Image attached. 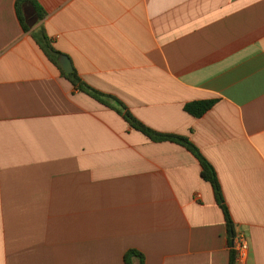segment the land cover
Returning <instances> with one entry per match:
<instances>
[{
	"label": "crops",
	"instance_id": "obj_1",
	"mask_svg": "<svg viewBox=\"0 0 264 264\" xmlns=\"http://www.w3.org/2000/svg\"><path fill=\"white\" fill-rule=\"evenodd\" d=\"M19 1L0 0V264H231L238 234L236 264H264V0H35L42 21ZM41 29L88 85L198 148L234 235L199 160L77 90Z\"/></svg>",
	"mask_w": 264,
	"mask_h": 264
},
{
	"label": "trees",
	"instance_id": "obj_2",
	"mask_svg": "<svg viewBox=\"0 0 264 264\" xmlns=\"http://www.w3.org/2000/svg\"><path fill=\"white\" fill-rule=\"evenodd\" d=\"M22 2H28L33 6L39 21H42L46 18L47 14L45 10H43V8L35 0H20L17 3V9L19 8ZM20 20L23 22L22 17H20ZM23 26L26 29V31H28V27L25 26V24ZM31 38L37 44V46L43 51V53L47 56V58L55 66L58 67V69L61 71L62 76L67 78L69 81H71L77 90L90 95L92 98L99 101L103 105L115 110L119 115H121L126 120V122L134 130L142 133L150 140L154 142H173L189 150L199 160L203 169L202 171L203 179L212 185L217 202L219 203L221 209L225 214L227 227L230 233L234 235V224L232 222L229 209L225 204L223 191L217 176V172L213 167V165L206 160V158L200 153V151L195 145H193L191 142H189L187 139L181 136L174 134L159 133L151 129L150 127L146 126L141 121H139L135 116H133L128 111L127 107L118 98L104 94L96 90L95 88L91 87L85 81L82 80V78L78 75L76 71H73V73L67 75L63 70L61 64L59 63V58L62 54L52 46L50 39L48 38V36L46 35L43 29L32 33ZM214 103H215L214 101L196 102V103L188 104L185 107V110L190 115L196 118H201L205 113H207L213 107ZM134 258H138L140 260V264H145L144 255L140 254L136 250H130L127 252L125 256L126 264H132V260ZM231 264H236V255L234 252L231 255Z\"/></svg>",
	"mask_w": 264,
	"mask_h": 264
},
{
	"label": "built area",
	"instance_id": "obj_3",
	"mask_svg": "<svg viewBox=\"0 0 264 264\" xmlns=\"http://www.w3.org/2000/svg\"><path fill=\"white\" fill-rule=\"evenodd\" d=\"M232 249L236 255V263L243 262L249 257L250 245L243 234L234 236Z\"/></svg>",
	"mask_w": 264,
	"mask_h": 264
},
{
	"label": "water",
	"instance_id": "obj_4",
	"mask_svg": "<svg viewBox=\"0 0 264 264\" xmlns=\"http://www.w3.org/2000/svg\"><path fill=\"white\" fill-rule=\"evenodd\" d=\"M59 63L61 64L63 70L65 71L67 75L73 73L74 68H73L72 61L69 57L65 55H61L59 58Z\"/></svg>",
	"mask_w": 264,
	"mask_h": 264
}]
</instances>
